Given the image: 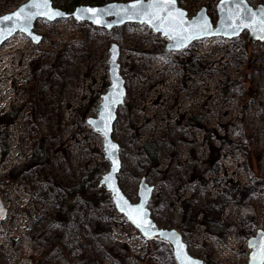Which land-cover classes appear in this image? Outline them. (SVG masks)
Wrapping results in <instances>:
<instances>
[{"label": "rangeland", "instance_id": "374dc122", "mask_svg": "<svg viewBox=\"0 0 264 264\" xmlns=\"http://www.w3.org/2000/svg\"><path fill=\"white\" fill-rule=\"evenodd\" d=\"M26 1L0 0V16ZM111 1L130 0L53 5ZM177 1L190 16L206 6L216 24L219 0ZM35 31L40 43L18 32L0 46V264H178L161 239L142 235L141 249L132 246L137 229L102 193L110 161L88 119L110 85L113 43L127 86L114 126L122 189L137 202L146 178L157 224L178 229L204 264H248V240L264 230V42L244 32L168 51L146 25L72 18L39 19Z\"/></svg>", "mask_w": 264, "mask_h": 264}, {"label": "water", "instance_id": "95a60500", "mask_svg": "<svg viewBox=\"0 0 264 264\" xmlns=\"http://www.w3.org/2000/svg\"><path fill=\"white\" fill-rule=\"evenodd\" d=\"M33 3L41 4V0H28L15 10L0 16L2 21L4 16L12 15L21 9H25V15H33L31 21L14 19L0 22V46L18 32L25 34L33 42L40 43L43 35L35 31V25L39 19L54 22L71 18L77 22H89L104 29L125 24L146 25L155 33H160L168 39V51H181L205 38H233L244 32H248L256 42H264V4L254 6L249 0H219L216 24L212 21L206 6L190 16L188 10L180 6L177 0L174 4L166 3L165 0L111 1L102 5H78L73 11L55 7L53 0H47L46 8L42 5L37 8L25 7ZM88 9L95 11L89 12ZM42 12L47 15L40 14ZM57 13L60 14L57 15ZM97 20L100 23H97ZM120 56L119 44L113 43L109 58L110 85L103 95L98 116L88 119L93 129L103 135L105 155L110 161V169L103 175L100 184L111 195L117 211L123 214L143 236L148 239L158 238L171 245L178 264H204L202 258L193 256L189 252V245L178 229L164 228L157 224L150 208L155 187L150 185L146 178H143L139 185L137 202L132 201L120 185L118 176L122 161L120 144L114 138V126L119 109L125 103L127 95ZM109 144L115 145V148L110 150ZM7 212L0 197V218ZM248 246L251 249L248 264H264L263 229H259L249 238Z\"/></svg>", "mask_w": 264, "mask_h": 264}, {"label": "trees", "instance_id": "16d2710c", "mask_svg": "<svg viewBox=\"0 0 264 264\" xmlns=\"http://www.w3.org/2000/svg\"><path fill=\"white\" fill-rule=\"evenodd\" d=\"M16 115H17L16 113H12V112H9V113H8V116H10L12 120H14V119L16 118ZM1 150H2V153H3V154L8 153V152H9V146H8V144H1ZM145 150L149 153V155H150V157H151L152 159H156V151H155V147H153V144H152V143H146V144H145ZM36 157H37V154H35V155L32 157V160H36ZM251 158H252V157H251ZM251 158H250V160H251ZM45 160H46V155H42L41 159L37 160V162H39V161L44 162ZM253 165H254V163H253ZM85 183H86V182L84 181V182L82 183V185H84ZM82 185H80V186H78V187H76V188H74V189H71V190H70V193L75 194V193L79 192L80 189L82 188V187H81ZM102 193H103V195H106V196L109 194V193L106 191V189L103 190ZM83 195H84V197H86V200H87V201H92V200H94V198H95V197H92V196H87V195H85V193H83ZM62 208L65 209V207H63V204H62ZM65 211H66V210H65ZM66 213H68V211H66Z\"/></svg>", "mask_w": 264, "mask_h": 264}, {"label": "snow or ice", "instance_id": "6c2138e0", "mask_svg": "<svg viewBox=\"0 0 264 264\" xmlns=\"http://www.w3.org/2000/svg\"><path fill=\"white\" fill-rule=\"evenodd\" d=\"M166 3H170V4H174L175 0H165ZM41 5L46 8L48 6L47 4V0H41V4H36V3H33L31 5H28V6H25L26 8L27 7H33V8H37V7H41ZM135 7V5L133 6ZM87 11L89 12H93L95 10H92V9H88ZM25 9H21L20 11L12 14V15H8V16H4L2 18V21L0 22H6V21H11V20H25V21H31L33 19V15H25ZM40 14H44V15H47V13H40ZM60 13H57V15H59ZM97 23H100L99 20L96 21ZM115 148V145H112V144H109V149H114ZM137 211H139V209H137Z\"/></svg>", "mask_w": 264, "mask_h": 264}, {"label": "built area", "instance_id": "2783aa9c", "mask_svg": "<svg viewBox=\"0 0 264 264\" xmlns=\"http://www.w3.org/2000/svg\"><path fill=\"white\" fill-rule=\"evenodd\" d=\"M108 72H109V70H108ZM107 81H108V85L110 84V75L109 74H107ZM100 98H99V101L97 102V106H99V104H100ZM145 237V236H144ZM143 236H142V234L138 231V230H136V232H133L132 234H130L129 235V239H131V245L132 246H134V247H136V248H138V249H141V245H139V243L142 241V240H145V238H144ZM216 237V236H215ZM142 239V240H141Z\"/></svg>", "mask_w": 264, "mask_h": 264}, {"label": "bare ground", "instance_id": "6f19581e", "mask_svg": "<svg viewBox=\"0 0 264 264\" xmlns=\"http://www.w3.org/2000/svg\"><path fill=\"white\" fill-rule=\"evenodd\" d=\"M214 38V37H213Z\"/></svg>", "mask_w": 264, "mask_h": 264}]
</instances>
